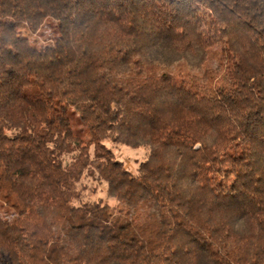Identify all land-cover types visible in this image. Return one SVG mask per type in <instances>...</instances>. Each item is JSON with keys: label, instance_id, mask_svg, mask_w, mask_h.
Masks as SVG:
<instances>
[{"label": "trees", "instance_id": "16d2710c", "mask_svg": "<svg viewBox=\"0 0 264 264\" xmlns=\"http://www.w3.org/2000/svg\"><path fill=\"white\" fill-rule=\"evenodd\" d=\"M0 209V264H264V0H0Z\"/></svg>", "mask_w": 264, "mask_h": 264}, {"label": "rangeland", "instance_id": "374dc122", "mask_svg": "<svg viewBox=\"0 0 264 264\" xmlns=\"http://www.w3.org/2000/svg\"><path fill=\"white\" fill-rule=\"evenodd\" d=\"M20 34L28 38L30 42L35 43L33 46L38 47L44 44L45 41H48L50 36L52 38L57 36L56 24L54 20L49 19L47 23L43 25L41 30L35 35L27 33L24 29L20 30ZM68 117L71 124L75 126L73 127L74 136L80 137L84 143H87L88 138L84 137V135L81 133V128L78 125L77 114L72 112V109H69ZM105 145L113 151L115 158L121 161L124 164V167L127 168L132 174L136 173L139 163L144 161L147 155L146 150L143 148L131 149L122 145H114L110 142H105ZM86 182L88 188L83 192L84 199L90 201L101 199L109 202L111 205L114 204L113 201L106 197L105 185L103 183H98L90 179H88ZM0 215L5 216L1 209Z\"/></svg>", "mask_w": 264, "mask_h": 264}]
</instances>
